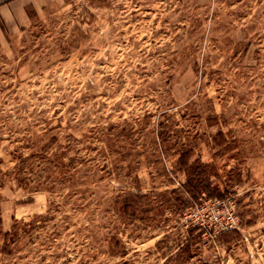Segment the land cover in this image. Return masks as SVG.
Wrapping results in <instances>:
<instances>
[{"label": "rangeland", "instance_id": "rangeland-1", "mask_svg": "<svg viewBox=\"0 0 264 264\" xmlns=\"http://www.w3.org/2000/svg\"><path fill=\"white\" fill-rule=\"evenodd\" d=\"M0 264H264V0L0 23Z\"/></svg>", "mask_w": 264, "mask_h": 264}, {"label": "crops", "instance_id": "crops-1", "mask_svg": "<svg viewBox=\"0 0 264 264\" xmlns=\"http://www.w3.org/2000/svg\"><path fill=\"white\" fill-rule=\"evenodd\" d=\"M64 0H0V23L3 27L21 28L31 22V14Z\"/></svg>", "mask_w": 264, "mask_h": 264}, {"label": "trees", "instance_id": "trees-1", "mask_svg": "<svg viewBox=\"0 0 264 264\" xmlns=\"http://www.w3.org/2000/svg\"><path fill=\"white\" fill-rule=\"evenodd\" d=\"M191 156L188 153H182L181 156L178 159V163H179V168L178 170L189 174V176L191 174H193V172L195 171V169L193 168L195 165H202L203 167H209V163H203L201 162L199 159H196L195 161H191L190 160ZM202 181V180H201ZM202 186V185H201ZM176 189H173L172 191H175ZM191 191H187L190 195H191V199H194L195 197H197V193H202V192H207L208 196H215V197H223L224 193H222L221 191L217 190V189H212L210 187L209 184L204 185L202 189L198 190L197 193L194 192L192 189H189ZM192 192V193H191ZM181 203H184L183 205L186 207L188 206V203L190 202L189 198L183 197L181 198ZM129 205H131L130 203H126V206L128 207Z\"/></svg>", "mask_w": 264, "mask_h": 264}]
</instances>
